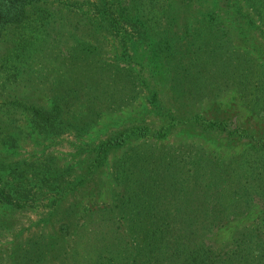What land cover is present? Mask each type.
Segmentation results:
<instances>
[{
	"label": "trees",
	"instance_id": "obj_1",
	"mask_svg": "<svg viewBox=\"0 0 264 264\" xmlns=\"http://www.w3.org/2000/svg\"><path fill=\"white\" fill-rule=\"evenodd\" d=\"M113 1L0 0V207L33 208L46 178L58 191L41 218L53 229L23 240L13 226L0 264H264V0ZM121 32L145 52L136 64L106 50ZM226 91L253 125L215 107ZM158 96L169 120L156 129L102 122L160 111ZM190 118L233 122L259 157L159 140ZM31 133L41 151L64 134L77 149L36 161L18 151Z\"/></svg>",
	"mask_w": 264,
	"mask_h": 264
},
{
	"label": "rangeland",
	"instance_id": "obj_2",
	"mask_svg": "<svg viewBox=\"0 0 264 264\" xmlns=\"http://www.w3.org/2000/svg\"><path fill=\"white\" fill-rule=\"evenodd\" d=\"M58 1H62V0H58ZM69 1H73V0H69ZM116 1L120 5H122V3L123 4L127 3L130 5V0H114L113 3L116 4ZM51 2H53L55 5L58 4L55 1H51ZM147 4H150V2H147ZM71 6L74 7V5H71ZM86 7H88V4L84 2V9ZM147 15L151 17L150 13H147ZM122 35H123L122 32L120 36L117 34H113V33H109V34L106 33L105 34V37L107 38L106 50L109 52V55L110 54L119 55L121 62L127 63V64L130 62L129 55L133 54L135 56V60L133 63L136 64V60L141 61L142 58L145 57V52H142L143 51L142 47H139L137 49L138 52L137 50L135 51L132 48L131 42L129 40L121 39ZM237 43L242 44L239 40L236 41V44ZM4 46H5V42H2L0 40V48H3ZM169 77L167 78V81L169 80ZM172 88L173 86L170 87V89ZM158 98L160 101H162V103H159V104L163 105L161 106L162 109H160V111H157L155 108L145 111L141 108V109H138L137 111L134 110L135 112H132V113L123 112V113H118L117 116L105 117V119L102 122L105 124V126L107 123H108L107 124L108 126L115 125V124L117 126L118 125L124 126L129 123L137 124L141 122L142 123L146 122L151 130L156 129L159 127L160 123H162L165 120H169V116L166 115L164 112V109L167 108L166 107L167 99H164L160 96H158ZM181 98L182 97H179L178 100H180ZM215 100H216L215 101L216 104L214 103L215 107L218 106L220 110H222L223 112H226L229 118H232L233 120H235L236 124L244 125L245 121L249 119L248 124L253 125V122L255 119H253V116L247 112L248 110L243 109V106L241 105L235 107L236 105L239 104V102H238V99L236 98V93L234 91H226L219 97L215 98ZM163 101H164V104H163ZM183 104L184 106H187L185 102ZM168 107H171V105L169 104ZM199 109L200 111H205V109H210V108H203L202 106H199ZM138 111L141 114L136 115V112ZM257 121L260 123V126H264L263 120L257 119ZM228 124H229V127H227V130L235 127V124L231 121ZM176 125L177 126L171 127V130H172L171 132L167 133L166 136L160 137L159 140L163 142L170 141L174 143L176 141H189L193 143H199L203 147H205V149H208L212 153L217 150H220L226 156L238 154L239 159H242V160L245 157L246 158L259 157L257 155L259 151L255 150L256 147L254 145L252 147H248L249 145L245 143L246 141H243V138L237 135L239 132H241V130H239V132L234 131L232 133H228L227 130H222V129L221 131H218L216 129L211 128L201 118L199 119L190 118L184 122H181L180 125L179 124H176ZM28 130L29 129L27 128V131ZM26 136H29V134H27ZM33 136L34 134L31 133L29 136L30 138H28L26 142H23L22 145L18 147V151L23 152V154L26 156L29 155L28 153H30L31 151H35L36 156H37L36 161L38 160L44 161V158L48 154H51V155L58 154V155L64 156L68 152L72 150H73L72 152H74L77 149L75 145L71 146V143H70L71 137H72L71 134L62 135L60 139H58L54 145H49L48 147H45L43 151L40 150V145L36 146L34 142L33 143L31 142L35 139ZM37 147H38V152H37ZM77 155L78 153L76 155H70L71 156L70 159H72V157L73 159H76L78 157ZM55 160L57 161V163L64 161V160H59V159H55ZM50 180L52 179L46 178L40 190H35L34 188V191L38 192V194H36L38 196V199L33 202V208H18V207L8 206L2 210L0 207V222L5 223V226L3 228L5 229L4 234L0 235V241H2V245L4 247H6V244L10 243V239L13 235L12 230L15 229V228L14 229L12 228L13 226L16 228L22 227L21 225L27 226V229L21 230L19 232L23 240H26L29 236H34V235L35 237L40 236V230L42 228L51 229V230L53 229L51 225V223L53 222L52 220L50 223L49 222L44 223V221L41 220V218L50 209V207L46 206V204H48L51 201V197L58 195L57 190L55 191L48 190ZM11 183H12L11 175H6V176L0 175V185L6 187L7 189H10ZM107 189H109V187ZM263 196L264 194L261 196H256L255 198V202L257 203V205L262 208H264V202H262L261 200ZM90 198L91 197L89 195H85L84 196L85 200L84 201L80 200L78 202L79 205L77 208H79L80 210L81 207H84L86 203L85 201H91ZM67 200H70V194H67ZM100 201L101 199L98 200V202ZM63 204L65 205V201H62L61 205ZM63 206L61 207V209L63 208ZM76 213H77V210L75 211L74 214L71 213L72 217L70 215V218L71 219L74 218L76 216ZM8 214L10 215L9 222H7V220H3L4 217H8ZM85 218L86 216H84V218H80L79 222L85 220ZM84 225H87V223L83 224V226Z\"/></svg>",
	"mask_w": 264,
	"mask_h": 264
}]
</instances>
